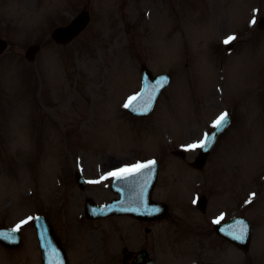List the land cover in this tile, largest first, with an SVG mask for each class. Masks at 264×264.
<instances>
[{
  "label": "rangeland",
  "instance_id": "374dc122",
  "mask_svg": "<svg viewBox=\"0 0 264 264\" xmlns=\"http://www.w3.org/2000/svg\"><path fill=\"white\" fill-rule=\"evenodd\" d=\"M85 5L92 21L75 42L48 41L49 30ZM263 14L264 0H0V38L8 42L0 56V226H19L23 235L21 249L0 246V264H40L36 214L57 228L65 220L58 233L76 264H120L126 247L151 249L156 264H214L213 251L205 254L218 241L212 224L241 214L255 230L250 254L264 264V33L251 23ZM39 42L44 76L23 56ZM142 63L173 79L152 114L134 119L124 105L138 92ZM224 111L235 116L230 134L203 171L191 169L197 152L188 146ZM151 159L161 169L154 198L170 205L169 221L72 227L83 198L75 169L94 177L85 192L101 203L111 196L99 178L106 170ZM201 194L205 214L192 202Z\"/></svg>",
  "mask_w": 264,
  "mask_h": 264
},
{
  "label": "water",
  "instance_id": "95a60500",
  "mask_svg": "<svg viewBox=\"0 0 264 264\" xmlns=\"http://www.w3.org/2000/svg\"><path fill=\"white\" fill-rule=\"evenodd\" d=\"M79 20L77 22H74L72 26L67 27L66 29H57L53 33V39H56L58 41L61 38L65 39H70L74 35H76L77 30L82 24H85L86 18L85 16H80L78 18ZM260 25L264 27V19L260 22ZM66 41V40H64ZM35 51V48H32V52ZM211 148V147H210ZM209 153V148L208 149H202L200 151L199 157L196 159L197 163L195 164L196 166H200L203 164L204 160L206 159V156ZM157 168L155 165H149L148 167H143L139 171L135 172L133 176L131 177L129 183H126V187L124 188L123 196L127 197L129 200L132 201H144L149 199L151 190L154 186L155 178H156V172ZM163 211V209H160ZM99 213L98 211H96ZM103 214V213H100ZM104 215V214H103ZM37 222H39L37 230L40 235V238L43 242V244H46L48 241L45 240L46 238H51V235H47L45 229V226L47 225L46 221L44 222L42 219H37ZM0 242L6 245V240L9 236V232H0ZM5 234V235H4ZM46 251V256L47 258H51L53 254V250L48 248Z\"/></svg>",
  "mask_w": 264,
  "mask_h": 264
},
{
  "label": "snow or ice",
  "instance_id": "6c2138e0",
  "mask_svg": "<svg viewBox=\"0 0 264 264\" xmlns=\"http://www.w3.org/2000/svg\"><path fill=\"white\" fill-rule=\"evenodd\" d=\"M235 37L233 36H229L225 41L224 43L225 44H228L231 40H233ZM125 107H128L127 104L124 105ZM228 122V114L227 113H222L217 119L216 121H214L213 123V127L216 129V131H220L222 130V127L224 126V124H226ZM216 135V133H212L211 136H209V134H205V137L204 139H202L199 144H192V145H189L188 147L189 148H196V147H200V148H204L207 141L211 138H214ZM155 162L154 161H149L148 164H145V165H141V164H137L135 166V170L136 171H139L141 168L143 167H148V165H152L154 164ZM126 172H129L130 173V170H127V169H121L120 170V173H112V175H120V174H123V173H126ZM31 219V218H30ZM19 227V226H17ZM247 234V225L244 226V228L242 229V235L241 236H236L234 237L235 239H242L243 236H246Z\"/></svg>",
  "mask_w": 264,
  "mask_h": 264
}]
</instances>
